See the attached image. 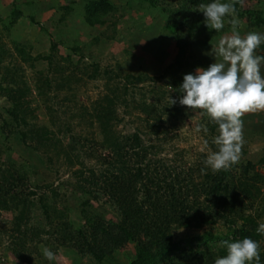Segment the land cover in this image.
<instances>
[{
    "label": "rangeland",
    "instance_id": "374dc122",
    "mask_svg": "<svg viewBox=\"0 0 264 264\" xmlns=\"http://www.w3.org/2000/svg\"><path fill=\"white\" fill-rule=\"evenodd\" d=\"M85 1L0 0V167L10 168L13 163L16 168L26 170L29 181L39 186L30 184L36 193L28 198L33 203L29 204L30 212L25 213L30 216V226L42 227V221H45L43 205L38 201L40 195L45 203L59 209L67 208L68 219L77 226L82 225L85 222L81 216L84 208L79 190L83 187L80 185L82 177L100 176V172L108 167L101 156L115 159L116 164H113L119 169L118 175L121 170L130 172L126 161L116 157L118 148L115 147L112 153L108 145L115 141L125 145L127 138L135 132L145 137L146 143L149 139L157 146L155 152L147 154L144 165L156 169L157 178L166 179L167 183L174 182L175 173L183 172L179 187L191 191L192 185L185 186L189 180L197 183L209 170L205 169L204 160L210 152L217 150L213 143L217 128L210 130L208 119H204L201 110H189L177 102L175 106L181 113L173 111L158 122L164 132L157 138L146 123L147 112L158 100L162 104H171L170 99L178 101L182 94L172 86L173 78L178 77L181 83L184 74L193 73L197 67L207 68L214 62L207 53L211 45L232 33L228 19L237 21L242 35L249 31L264 33L263 27H255L252 22L253 13L264 12V0H226L233 3L236 12L233 17L226 18L225 28L218 33L210 29L206 34L198 35V44L187 48L182 56L183 66L170 68L178 47L177 39L165 27L169 19L162 9L168 5L162 7V4L175 7L176 3L165 0L153 6L146 0H110L114 10L107 24L92 26L83 20ZM15 8L21 16L14 26H9ZM197 13L205 24L203 13ZM32 16L34 20H31ZM14 42L24 44L28 56L18 53ZM38 55H50L52 60L48 63L44 57L35 59ZM261 72L264 74V65ZM5 74L12 76L13 81ZM126 74L143 75V80L138 84H126ZM125 85L126 92L123 90ZM107 96L109 99L104 102ZM19 105L24 110L25 123L13 126L11 113L17 112ZM100 105L103 108L99 109ZM94 111L102 112L101 120L93 116ZM242 119L240 159L232 173H241L249 161L256 164L260 177L253 180L252 186L259 190L260 197L254 208L245 209L247 213L255 214L264 200V166L260 164L264 158V110L245 113ZM102 120L109 122L106 137L102 132ZM198 125L206 126L208 132H197ZM131 173L134 175L131 170L130 175H125V181L130 179ZM19 184L24 198V192L27 194L30 188L27 184ZM137 187L140 188L138 182ZM142 194L140 191V200ZM202 199L203 196L199 200ZM191 200L189 198V202ZM128 201L131 208V198ZM91 202L89 210H97L106 219L117 221L122 217L108 200L102 199L99 205ZM24 206L25 202H18V206L0 209V264H50L42 257V249L47 247L44 239L48 240L49 236H39L30 246L32 261H22L13 254L17 235L14 233L15 218ZM171 229L172 243L204 232L216 235L227 232L221 221L202 228L175 224ZM164 231L162 225L140 223L136 231L138 240L124 244L116 258L123 264L131 263L136 254H141L139 241L154 246L155 238ZM49 240L53 247L54 239L49 237ZM210 244L221 246L219 241ZM194 245H201V249L206 246L200 242H194ZM163 248H173V244L166 243ZM52 251L57 257L54 264L96 263L89 256L79 257L65 246Z\"/></svg>",
    "mask_w": 264,
    "mask_h": 264
},
{
    "label": "trees",
    "instance_id": "16d2710c",
    "mask_svg": "<svg viewBox=\"0 0 264 264\" xmlns=\"http://www.w3.org/2000/svg\"><path fill=\"white\" fill-rule=\"evenodd\" d=\"M146 1H151L153 6H156L158 2H165V0ZM172 1L173 4H177L175 7L167 3L162 4V7L164 4L168 5V7L165 6L162 9L166 12L167 19H169L165 27L177 39L176 45L178 47L176 59L169 66L170 68H181L183 66L182 56L185 55L186 49L192 45L196 46L198 44L197 36L206 34L207 30H210L202 23V17L198 16L197 11L194 10L196 6L206 3L208 0ZM237 4L238 2L235 3V6ZM113 10L114 6L110 0H86L83 4V20L92 26H103L107 24ZM253 15V26L264 28V12L257 11ZM20 16L21 12L15 8L8 25L14 26ZM31 20H34L33 16ZM14 43L18 53L28 56L24 44ZM256 51L258 55H264V44ZM40 57H44L48 63L52 60L50 55H38L35 59ZM5 75L7 79L13 81L12 76ZM124 77L127 81L126 84H138L143 80V75L126 74ZM178 80V77L173 78L174 84L172 86L176 90L178 89V83H180ZM123 90L124 92L127 91V85L124 86ZM108 99V96L105 97L104 102ZM19 106L17 112L11 113L13 126H20L25 123L24 110L21 109V105ZM101 108L103 107L100 105L99 109ZM173 111L181 113L180 108L177 106L171 105L169 102L162 104L158 100L156 105H152L147 112L148 119H146V123L149 124L151 133L157 138L164 132V129L161 131L158 122ZM101 113L94 111L93 116L101 120ZM203 117L208 119L207 116ZM101 123L102 132L106 137L109 135V130L106 131L109 122L102 120ZM208 126L213 131L217 128L215 123L210 122L209 119ZM21 134L23 135V133ZM127 140L125 145L115 141L112 143L113 145H108V148L112 153H114L113 149L115 147L118 148L116 157L123 162L125 160V164L129 165L130 172L131 170L134 171V175L131 173L130 179L125 181V175H130V172L121 170V175H118L119 173L116 172H119V169L115 166V159L109 160L101 156V160L106 161L108 167L100 172V176L82 177L80 185L83 187L79 190L82 196L81 204L84 208L81 216L84 217L85 222L78 226L68 219L67 208L59 209L57 206L45 203L43 195L39 196L38 201L43 205L42 212L45 221H42V223L44 224L41 223L42 227L30 226V216L29 214L25 215V213L30 212L29 204L32 205L33 203V200L28 198L36 194L30 184L35 187L39 186L29 181L26 170L16 168L13 163H11L10 168L0 167V209L18 206V202L26 203L25 209L20 211L21 213L16 215L15 218L14 233L17 235L14 237V247H12L14 255L20 257L22 261H32L30 259V246L36 243L35 241L41 236H49L54 239L55 245L52 247L49 237L48 240L44 239V245L51 250L56 251L57 247L65 246L79 257L89 256L96 262L95 264H123L116 258V253L128 241L137 239L136 231L140 223L141 225H149L153 222L162 225L168 233L161 232L155 238L156 243L154 246H148L143 241H139L141 254H136V258L129 264H135L137 261H140V264H214V260L225 255L226 252L222 245L215 247V245L210 244L211 242L235 241L244 237H250L260 242V264H264V236H260L256 232L259 223H264V200L259 206L260 211L258 209L255 214L245 211L246 207L254 208L257 199L260 197L259 190L252 186L253 180L260 177L259 172L256 171V164L251 161L247 162L239 174L232 173V170L235 169L234 165L227 170L215 173L209 169L202 174L201 181L194 183L191 181L192 179L189 180V183L185 186L192 185V189L190 188L191 191H184L182 187H179L181 184L179 178L183 172L175 173L174 182L167 183L166 179L157 178L159 173L156 169L144 165L147 154L156 151L157 146L155 144L150 143L149 139L147 144L145 137L140 136L137 132L129 136ZM260 164L264 166V158L260 160ZM142 180H145L144 183H141ZM19 182L24 183V185L27 184L30 188L27 194L24 192V198H22L23 192L20 193L21 185ZM137 182L140 183V188L137 187ZM140 191L143 193L141 200L139 199ZM52 192L55 195L54 190ZM190 195L194 197H190ZM201 196H203L202 201L199 200ZM130 198L132 201L131 208L130 201H128ZM189 198L192 199L190 202ZM102 199L108 200L113 208H117L122 217L117 221H112L110 218L106 219L97 210H89L91 201L99 205ZM147 205L148 207H145ZM218 221L226 225L227 232L225 235L204 232L172 243L173 231L171 226L175 224H179L181 227L202 228L204 225L215 224ZM194 242H200V244L203 243L206 246L201 249V245L195 247ZM166 243L173 244V248L164 249ZM139 258L140 260H138Z\"/></svg>",
    "mask_w": 264,
    "mask_h": 264
},
{
    "label": "clouds",
    "instance_id": "9594fccd",
    "mask_svg": "<svg viewBox=\"0 0 264 264\" xmlns=\"http://www.w3.org/2000/svg\"><path fill=\"white\" fill-rule=\"evenodd\" d=\"M197 11L203 13L208 29L220 32L225 28L226 18L233 17L236 9L226 0H209ZM232 33L211 45L207 55L214 62L207 68L197 67L193 73L183 75L178 91L182 94L177 102L189 110L199 109L210 122L217 126L213 143L216 151L210 152L204 160L205 169L212 172L227 170L239 162L243 142V116L245 113L264 110V55L257 49L264 44V33L249 31L245 34L237 28L235 19H228ZM197 132H208L206 126L198 125ZM208 141L205 140V145ZM256 232L264 236V223H259ZM226 254L217 257L214 264H260V242L250 237L220 242ZM43 257L54 264L56 253L50 248L42 249Z\"/></svg>",
    "mask_w": 264,
    "mask_h": 264
}]
</instances>
